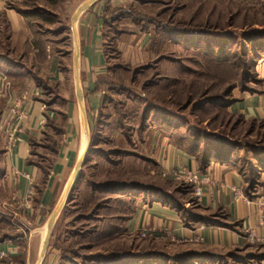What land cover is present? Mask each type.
<instances>
[{"label": "rangeland", "instance_id": "1", "mask_svg": "<svg viewBox=\"0 0 264 264\" xmlns=\"http://www.w3.org/2000/svg\"><path fill=\"white\" fill-rule=\"evenodd\" d=\"M106 6L103 106L91 110L84 96L90 144L76 95L73 38L52 45L70 54L66 81L46 97L60 121L33 147L32 159L41 172L51 170L65 113L74 110L79 127L74 169L86 147L88 155L49 247L58 250L60 264H177L179 244L126 232L115 215L126 216L137 195L157 188L184 199L191 192L190 183L163 177L146 158L141 139L150 130L188 129L228 140L244 152L243 164L264 158V123L227 109L236 94L257 85L255 66L264 61V0H108ZM3 109L0 104V116ZM2 135L0 130V239L22 236L24 242L30 235L21 219L26 210L4 177Z\"/></svg>", "mask_w": 264, "mask_h": 264}, {"label": "crops", "instance_id": "2", "mask_svg": "<svg viewBox=\"0 0 264 264\" xmlns=\"http://www.w3.org/2000/svg\"><path fill=\"white\" fill-rule=\"evenodd\" d=\"M86 1L0 0V46L6 47L0 51V86L7 83L12 95L19 94L27 84L40 91L24 104L28 120L4 168L7 184L14 186L13 191L21 199L31 180L37 189L32 208L21 218L30 235L24 242L22 236L0 239V254H5L0 257V264L37 263L36 256L38 259L47 236L44 229L48 213L74 171L79 138L75 110L65 113L64 133L40 191L42 172L32 157L34 144L45 137L51 122L60 121L58 108L51 107L46 97L48 90L66 81L68 67L64 62L70 54L67 49L62 51L52 45L73 38L75 51L72 18ZM106 4L107 0H96L76 23L84 96L88 108L97 111L105 97L104 90L99 88L103 82L100 75L108 67L104 37ZM60 34L63 38L59 41L50 38ZM255 71L259 81L253 91H240L227 109L247 121L264 123L263 60ZM141 145L158 173L187 168L203 181L191 184L187 199L163 188L137 195L126 216L115 215L122 219V229L138 234L154 229L152 236L179 244V262L169 257L177 264H264L263 157L243 164L242 150L180 128L150 130L146 137L142 136ZM41 264H60L58 250L49 247Z\"/></svg>", "mask_w": 264, "mask_h": 264}, {"label": "built area", "instance_id": "3", "mask_svg": "<svg viewBox=\"0 0 264 264\" xmlns=\"http://www.w3.org/2000/svg\"><path fill=\"white\" fill-rule=\"evenodd\" d=\"M40 91L33 88L31 84H27L19 94L12 95L11 89L7 83L0 86V104L3 105V112L0 116V130L4 139L5 159L13 152L19 138L25 128L28 118V112L24 107L26 101L33 95H38ZM163 177L174 178L190 184H200L203 180L199 174L190 171L187 168H171L162 170ZM30 188L22 198V204L26 211L32 208L34 196L37 194V189L34 182L30 181ZM155 233L154 229H144L140 232L143 236H151ZM5 254H0L3 257Z\"/></svg>", "mask_w": 264, "mask_h": 264}, {"label": "water", "instance_id": "4", "mask_svg": "<svg viewBox=\"0 0 264 264\" xmlns=\"http://www.w3.org/2000/svg\"><path fill=\"white\" fill-rule=\"evenodd\" d=\"M96 0H88L86 1L80 8L76 11L72 18V29L74 33L75 39V51H74V78H75V87H76V95L78 98L79 106L82 113V124L84 128V136L86 137L87 144H90V129H89V121L86 113L85 108V99H84V91L82 87V81H81V70H80V49H79V42H78V36L76 31V23L80 17V14L86 10L93 2ZM88 155V148L86 147L82 156L79 158L78 163L75 167V171L72 174V177L70 178L67 187L65 188L64 192L62 193L57 205L53 209L50 219H48L47 227H48V236H46V239H44L43 247L41 251V256L38 264H41L44 260V257L46 256L51 238L53 236V231L55 228V225L61 216L66 204L68 203L69 197L71 193L73 192V189L75 187V184L77 180L80 178L82 169L86 160V156Z\"/></svg>", "mask_w": 264, "mask_h": 264}, {"label": "trees", "instance_id": "5", "mask_svg": "<svg viewBox=\"0 0 264 264\" xmlns=\"http://www.w3.org/2000/svg\"><path fill=\"white\" fill-rule=\"evenodd\" d=\"M108 1V0H107ZM105 15H106V13H105ZM104 37H105V39H106V36H105V32H104ZM107 40V39H106ZM105 40V41H106ZM106 48V47H105ZM259 81V80H258ZM102 83L103 82H101L100 84H99V88H100V90H103L104 88L102 87ZM255 87V86H254ZM254 87H250V88H245V89H243L242 91H253V88ZM56 124L55 123H53V122H51V124H50V128H52V126H55ZM62 133H64V129L62 130ZM47 134V133H46ZM45 134V135H46ZM197 135V134H196ZM198 135H199V133H198ZM206 136H208V135H206ZM208 137H210L212 140H215V141H220V142H228L229 143V145L232 147V148H234L233 147V145H232V143L233 142H230V141H228V140H220L219 138H214V137H211V136H208ZM34 146H36V143L34 144ZM49 172H50V170H48L47 172H42V175H43V178H42V181H41V184H42V187H43V185L46 183V181H47V178H48V175H49ZM81 177V176H80ZM80 179V178H79ZM78 179V180H79ZM78 182V181H77ZM39 186V185H38ZM76 188V185H75V187H74V189ZM109 187H107L106 189H108ZM74 189H73V191H74ZM38 190L40 191L41 190V188L40 187H38ZM64 211V210H63ZM60 218V217H59ZM57 224V223H56ZM56 226V225H55ZM123 264H127V262H125V263H123Z\"/></svg>", "mask_w": 264, "mask_h": 264}, {"label": "bare ground", "instance_id": "6", "mask_svg": "<svg viewBox=\"0 0 264 264\" xmlns=\"http://www.w3.org/2000/svg\"><path fill=\"white\" fill-rule=\"evenodd\" d=\"M47 234H48V229H47ZM47 234H46V235H47ZM47 236H48V235H47ZM45 239H46V237H45Z\"/></svg>", "mask_w": 264, "mask_h": 264}]
</instances>
